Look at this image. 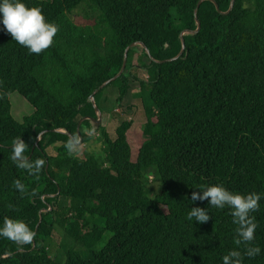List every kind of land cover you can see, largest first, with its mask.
Wrapping results in <instances>:
<instances>
[{"label":"trees","instance_id":"1","mask_svg":"<svg viewBox=\"0 0 264 264\" xmlns=\"http://www.w3.org/2000/svg\"><path fill=\"white\" fill-rule=\"evenodd\" d=\"M200 1L25 0L59 26L40 54L0 26V227L20 219L36 233L24 245L0 237V264H62L50 253L56 232L68 242L63 264H222L229 251L243 249L229 208H210L202 224L187 215L209 207L192 193L217 183L264 194V0H236L229 14L232 0L198 8ZM78 11L83 22L75 20ZM186 31L184 54L170 61ZM137 46L143 56L134 60ZM127 50L125 72L95 95L96 107L103 112L98 101L113 84L122 105L138 81L147 121L138 130L122 121L113 139L93 122L91 97L121 72ZM14 93L35 110L21 123L11 114ZM82 120V145L98 136L104 156L69 151ZM138 132L134 151L130 138ZM19 139L29 162L45 160L38 174L13 161ZM149 174L162 184L154 199L146 195ZM251 215L253 244L264 249V200ZM107 232L112 237L96 252ZM244 264H264V251Z\"/></svg>","mask_w":264,"mask_h":264},{"label":"clouds","instance_id":"2","mask_svg":"<svg viewBox=\"0 0 264 264\" xmlns=\"http://www.w3.org/2000/svg\"><path fill=\"white\" fill-rule=\"evenodd\" d=\"M0 26L10 34L12 40L28 50L30 54H40L48 49L59 31V26L48 21L43 9L28 6L25 0H0ZM77 137H71L67 142L69 151H73L78 144ZM26 143L19 139L12 146V159L19 167L25 168L30 174H38L45 166L44 159L29 162L24 156ZM15 186L21 192L24 187L19 180ZM208 200V208L193 207L189 210L187 219L198 223L209 221L210 208H229L236 229L237 245L243 249H234L222 257V264H244V259L254 258L264 249L254 245L255 233L258 228L252 213L260 209V202L264 194L259 192L241 193L229 190L223 183H217L192 193V201ZM36 233L27 223L20 219H5L0 227V237H6L19 245L31 244Z\"/></svg>","mask_w":264,"mask_h":264},{"label":"rangeland","instance_id":"3","mask_svg":"<svg viewBox=\"0 0 264 264\" xmlns=\"http://www.w3.org/2000/svg\"><path fill=\"white\" fill-rule=\"evenodd\" d=\"M83 15L84 12L78 11L75 15V20L77 22H83L85 20ZM141 47L142 46H137L136 48L138 49L133 50L134 54H136L133 58L134 60H136L140 56H143V52L140 50ZM134 75L139 80L146 81L148 79V74L143 69H135ZM146 97L147 95L142 92L140 83L138 81L132 80L129 96L125 100V102L120 105L117 103L118 87L114 84L110 85L104 91L102 98L98 101V105L103 110L101 114L102 122L100 124V127L105 128L113 139L115 138V131L122 121H133L134 126H136L134 127V130H138V126L140 128L147 121L144 111V105L149 104ZM10 102L11 114L13 118L20 123L25 117L31 116L35 112L34 108L18 93H14L13 95H11ZM142 139L143 135L141 134V132H138V134H134L131 136L130 145L134 151L141 147ZM76 148L79 149L77 150V152L81 157H89L92 154H95L98 157L104 156V145L98 136L95 137V139L90 144L82 145L81 143L79 146H76ZM52 151V149L49 150L50 153H52ZM145 180H148L146 183V189H148V191H146V195L148 198L154 199L161 193L162 184L158 179L154 177L153 174H149L148 177L145 176ZM61 204L67 205V202L62 200ZM54 235V239L50 243V253L52 258L63 264L65 262V252L63 251V248L67 246L68 242L65 240L63 232H56ZM111 237L112 236L110 233H105L104 241L95 249V251H100ZM74 250L80 252L79 249L75 248Z\"/></svg>","mask_w":264,"mask_h":264},{"label":"water","instance_id":"4","mask_svg":"<svg viewBox=\"0 0 264 264\" xmlns=\"http://www.w3.org/2000/svg\"><path fill=\"white\" fill-rule=\"evenodd\" d=\"M204 1H206V0H202V1H200V3L198 4V8L200 7V5H201ZM235 2H236V0H232L231 7H230L229 11H228L227 13H225V14H229V13L233 10V8H234V6H235ZM217 10L221 13V11L219 10V7H218V6H217ZM200 27H201V25H200V23H198V28H197V30H196L195 33H197V32L200 30ZM185 34H192V32L186 31V32H183V33L181 34V40H182V44H183L182 50H181L180 54H179L176 58H174V59H172V60H170V61H175V60L179 59V58L184 54V52H185V41H184V35H185ZM147 53H148L149 57L151 58L150 53H149L148 51H147ZM127 61H128V50H127L126 53H125L124 64H123V68H122L121 72H120L116 77H114L113 79H111V80H109L108 82H106L103 86H101V87H100V88H99V89H98V90L92 95V97H91V101H92L93 105H94L95 108H96L97 116H98V118H97L96 120H93V122H95L97 128L100 127V124H101V122H102V117H101V114H102V113H101L100 110L96 107L95 95H96L100 90L104 89L107 85H109V84L112 83L113 81H116L121 75H123V73L125 72V70H126V68H127ZM165 62H166V61H164V62H160V63H165ZM87 119H89V118H84V120H87ZM84 120H82V121L79 123V125H78L77 133H78V136H79L80 140H79L77 146H79V145L83 142V138H82L81 133H80V127H81V124H82V122H83Z\"/></svg>","mask_w":264,"mask_h":264}]
</instances>
